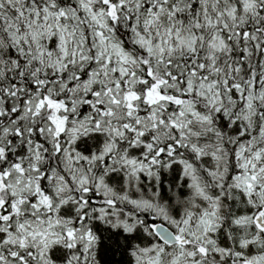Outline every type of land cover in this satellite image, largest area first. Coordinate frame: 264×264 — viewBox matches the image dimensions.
Returning a JSON list of instances; mask_svg holds the SVG:
<instances>
[{
    "label": "snow or ice",
    "instance_id": "1",
    "mask_svg": "<svg viewBox=\"0 0 264 264\" xmlns=\"http://www.w3.org/2000/svg\"><path fill=\"white\" fill-rule=\"evenodd\" d=\"M0 264H264V0H0Z\"/></svg>",
    "mask_w": 264,
    "mask_h": 264
}]
</instances>
